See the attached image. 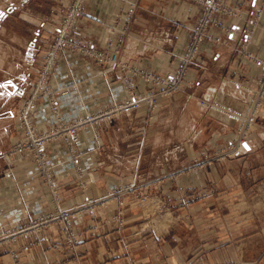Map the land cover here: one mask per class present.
I'll use <instances>...</instances> for the list:
<instances>
[{"label": "rangeland", "instance_id": "rangeland-1", "mask_svg": "<svg viewBox=\"0 0 264 264\" xmlns=\"http://www.w3.org/2000/svg\"><path fill=\"white\" fill-rule=\"evenodd\" d=\"M7 1L0 0V9L6 7ZM74 1L68 0L66 6L60 5L54 12L52 20L56 24L49 39H36L34 63L26 66L23 74L17 73L11 79L13 83L3 82L5 85L0 90L1 97L10 100L0 105V160L3 152L6 160L3 173L14 182L19 181L12 166L17 158H26L28 163L32 162V180L48 190L51 204L47 212L21 221V217L10 220L5 214L1 215L0 264H28V260L32 264H264V93L254 96L261 103L256 107L253 120L248 119V106L243 103L233 105L216 99L210 100L208 107L202 106L222 83L240 82L251 93L264 88L258 80L264 76L262 70L243 53L246 50L258 56L248 50V44L262 8L251 18L244 17L238 6H228L221 0V4L231 10L222 15L225 30L210 28L208 33L217 39L204 41L223 48L226 40L233 41L229 44L232 57L244 58L259 70L254 80L247 83L224 76L203 92L205 96H192V100H188L184 99L186 78L180 90L170 97H161L155 107L141 105L136 110L96 123L91 130L92 137L102 145L92 147L89 152L98 165L94 174L95 168L89 169L85 167L87 163H80L79 134L72 150H67L60 139L50 140L44 148L48 161L44 156L40 169L35 167L32 154L10 153L22 139L19 112L27 107L30 97L36 96L29 110L32 128L43 134L57 125L37 130L32 114L40 99L47 102L52 119L54 114L48 96L37 91L34 84L38 82L42 56L62 28ZM85 1L80 0L78 4L68 36L90 44L72 34ZM261 3L264 4V0ZM124 4L126 20L131 23L138 15V0H124ZM225 18L242 20L241 30L236 32ZM251 29L250 38L246 39L244 34ZM167 33L162 34V38H166ZM116 39L121 44V37ZM107 44L105 48L90 45L106 49ZM185 46L172 69L150 70L134 61L129 64L156 75L173 72ZM198 54L191 68L198 64ZM61 55L63 53L59 54L54 69ZM53 70L47 73L44 83L57 98L60 97L58 89L50 84ZM92 75L103 84L107 77L100 72ZM73 79L72 76L65 83ZM114 79L117 84L121 82L118 75ZM129 79L134 81L136 93L149 91L145 80L132 76ZM140 81L143 88L139 86ZM123 93L125 97L115 99L116 102L129 97L126 91ZM63 99L67 104L66 98ZM58 101L54 106L61 116ZM91 103H87L86 109L91 115L110 105V102H101L97 104L99 108L92 111ZM229 108L237 113V118L232 117ZM79 109L82 114L78 119H81L85 110ZM8 111H12V119ZM51 143L63 148L61 160L70 164L65 184L69 190L76 189L83 196L79 202L75 200L71 204L60 198L55 179L58 164L51 159L48 148ZM85 156L88 157V152ZM82 166L85 169L80 168ZM48 169L50 177L45 174ZM91 179L92 186L88 184ZM65 196L71 200L75 197L72 193Z\"/></svg>", "mask_w": 264, "mask_h": 264}, {"label": "crops", "instance_id": "crops-1", "mask_svg": "<svg viewBox=\"0 0 264 264\" xmlns=\"http://www.w3.org/2000/svg\"><path fill=\"white\" fill-rule=\"evenodd\" d=\"M8 1L6 7L0 9V12L4 13V18L0 19V33H3L0 34V85H5L3 82L7 80L10 84L13 83L11 79L17 73L23 74L26 66L34 63L36 39L42 38L44 41L49 39L56 24L52 20L54 12L60 5L66 6L68 2V0ZM222 2L228 6H238L242 16L250 18L262 8V13L257 19V28L248 44V50L263 57L264 4L261 0H222ZM200 9V4L195 0H138V15L129 23L126 20L124 0H86L82 15L75 22L72 34L99 48H105L107 43L115 42L120 36L122 40L120 55L129 63L134 61V64L150 70L172 69L176 57L182 52L187 42L189 30L199 15ZM225 20L234 26L236 32L243 26L242 20L235 18H225ZM167 32L166 38H162V34ZM211 33L217 34L215 31ZM1 35L5 38L2 39ZM232 43L233 41L228 43L226 40L224 48L208 42L201 44L197 57L198 64L191 68L187 76L185 84L187 91L184 99L192 100V96H205L203 92L216 85L224 76H231L247 83L254 80L259 70L252 62L244 58L234 59L229 45ZM96 68L93 61L85 56L72 52L63 53L57 61L50 84L57 88L72 76L75 79H81L83 84L92 91L88 96L89 103L93 102L90 105L92 111L98 109L97 104L101 102L107 104L108 97H114L116 100L123 99L125 97L123 86L115 82V77L111 78L110 86L93 78L92 74ZM139 86L143 88L141 81ZM7 98H2L0 92V105L9 102ZM58 102L61 106L62 122L81 116L82 112L73 104H66L63 98ZM36 105L32 116L37 130L53 127L56 123L53 122L48 111L47 102L40 99ZM8 116L12 119V111H8ZM2 121L5 122L6 119ZM99 131L101 136L102 131L100 129ZM92 136L93 133L90 130L81 131L77 150L82 158L80 163H87L88 166L85 167L89 169L95 168L96 171L93 173L96 174L98 165L89 152L92 151V147H101L102 143L93 140ZM48 148H50L51 159L58 164L55 179L59 186L61 200L69 201L71 204H74L75 200L79 202L83 196L76 189L69 190V186L65 184L68 181L64 177L70 173L68 170L70 164H65L61 160L63 148L54 143H51ZM87 152L88 157L85 156ZM4 153L1 154L3 162L0 160V217L3 214L10 220L21 217L19 219L21 221L50 210L48 190L45 187H39L31 178L32 162L28 163L26 158H17L12 169L16 172L19 181L14 182L3 173L6 165ZM91 181L92 179L88 184L92 186L94 183ZM68 193L74 194L75 197L72 200L69 196L66 198L65 195ZM26 262L32 264V261Z\"/></svg>", "mask_w": 264, "mask_h": 264}, {"label": "built area", "instance_id": "built-area-1", "mask_svg": "<svg viewBox=\"0 0 264 264\" xmlns=\"http://www.w3.org/2000/svg\"><path fill=\"white\" fill-rule=\"evenodd\" d=\"M201 6V11L195 21V24L190 30V36L187 40L185 49L182 55L179 57V61L175 71L164 72L163 74H151L150 72L138 70L131 67L126 59L120 57V40L115 43L107 44L106 49H97L94 46L78 41L72 36H68V29H70L75 15L78 10V4L80 0H75L70 7V12L63 20V26L57 34L53 36V40L49 45L47 51L42 56L39 67L38 82L34 84L37 91H42L44 95H47L51 104V110H53V119L56 122V126L52 128V131L38 134L30 124L29 110L33 105V101L36 96L30 97L26 103V108H21L19 112V119L21 121L22 139L13 146L11 154L28 152L32 154L36 168H43L42 165L45 162L44 148L45 145L52 141L54 138L60 139L61 143L66 146L67 150H72L74 144L78 140V134L82 130H93L96 123L104 120H109L113 117H118L124 113L132 110H136L141 105H147L155 107L161 97H170L184 86L187 78V74L196 59L201 44L205 41H214L217 38L212 37L208 30L210 28H216L219 30H225V23L222 19V15L231 12L228 7H224L221 4V0H195ZM133 8L134 5H131ZM252 29L246 32L244 35L246 39L250 38ZM168 35V33H167ZM72 52L80 54L91 59L96 65L94 73L100 72L106 74L107 77L104 83L110 86L111 78L116 75L120 78V84L125 87L128 98L116 102L115 98H107L106 101L110 102V105L106 106L102 111L89 114L86 112L87 103H89L88 96L92 91L83 84L79 78L73 79L70 83H65L57 86L58 95L60 97L55 98V92H51L45 85L47 73L54 69V64L59 54ZM244 55L248 56L250 60L262 70L264 74V58L255 56L246 50L243 51ZM54 71V70H53ZM141 78L148 82L149 91L145 93L135 92V83L130 81L129 77ZM101 79V78H100ZM259 83L264 87V76L259 77ZM261 87V86H260ZM247 88V86H246ZM246 88L240 82L229 81L222 83L218 88H214L212 91L213 96L202 102L203 107L209 106V101L219 99L220 101H229L233 105L243 103L247 107L248 119L253 120L256 107L260 105V101L254 99L256 94L263 95L264 88L255 93L246 91ZM247 90H249L247 88ZM54 91V90H53ZM62 94V95H61ZM138 94V95H137ZM66 98L68 103L74 104L77 108L85 110V116L76 121L64 124L62 117L60 116L57 108L54 106L57 103V99ZM237 108V107H235ZM80 110V109H79ZM232 117L237 118L238 115L233 109H230ZM236 110V109H235ZM93 132V131H92ZM45 156V157H44ZM47 160V157H46ZM48 161V160H47ZM40 167V168H39ZM47 177H50L49 169L45 173Z\"/></svg>", "mask_w": 264, "mask_h": 264}, {"label": "snow or ice", "instance_id": "snow-or-ice-1", "mask_svg": "<svg viewBox=\"0 0 264 264\" xmlns=\"http://www.w3.org/2000/svg\"><path fill=\"white\" fill-rule=\"evenodd\" d=\"M3 18H4V13L0 12V19H3ZM0 87H3V85H0Z\"/></svg>", "mask_w": 264, "mask_h": 264}]
</instances>
